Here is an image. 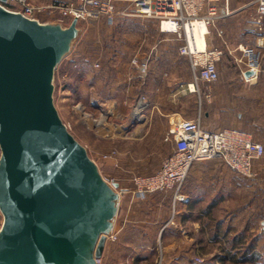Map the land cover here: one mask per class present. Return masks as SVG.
Here are the masks:
<instances>
[{"label":"crops","instance_id":"1","mask_svg":"<svg viewBox=\"0 0 264 264\" xmlns=\"http://www.w3.org/2000/svg\"><path fill=\"white\" fill-rule=\"evenodd\" d=\"M28 1L33 5H46L53 1L77 2V0ZM114 5L116 11L119 12L128 6V0H114ZM41 16L44 17V15ZM232 18L214 21L205 39L206 46L220 47L224 51L223 57L217 64L218 80L208 86L200 81L197 84L200 93L208 87L211 102L200 108L201 105L196 98V101L192 103L193 112L186 117L190 119L199 117L201 126L208 131L224 128L241 130L249 133L253 140L264 146V24L261 30L250 32L244 24L240 25L234 19L235 16ZM114 21H116L115 29L119 31L116 35L126 36L127 39H119L115 36L108 39L103 35L102 39L97 40L98 43H94L96 47L93 52L89 48L83 50L86 45L91 44L89 40L79 39V48L73 56L69 55L70 57L66 59L61 75L68 64L72 65L77 62L80 103L85 105L89 102V104L113 110L119 119L122 115L119 110L125 108L129 110L127 120L132 126L129 138V144L132 146L130 156L134 157L135 148L147 137L144 128L157 121L161 127L162 137H165L169 120L185 116L182 99L185 91L176 87L171 89L165 85L162 88L157 87L156 91L163 96L164 100L156 101L155 96H152L154 93L151 94L152 89L151 91L148 89L147 73L144 77L139 76L134 66L125 73L118 64L123 59L127 61L147 57L150 75L153 74L154 66L152 64L151 68L150 61L155 60L158 66L157 73L166 75L167 72L174 71L180 61L181 56L177 52L179 42L172 35L159 32L156 23L148 19L117 15ZM84 23L86 26L101 24L108 27V24L104 25L105 22L98 23L89 20ZM242 48L258 55L256 71L246 65V55L241 51ZM93 63H96L98 67H95ZM188 71L191 80L189 84H191L193 78L189 67ZM248 71L253 73L246 76ZM189 92L197 97L196 92ZM162 141L168 142L164 138ZM171 150L172 144L170 143L167 154ZM262 160L264 163V157ZM260 161L254 164L255 177L251 180L239 179L237 175L216 160L195 163L189 169L180 189L184 200L174 203V209L176 208L174 215L169 213L173 204L172 191L146 195L135 194L130 179L128 181V178H116L117 191L120 196L118 212L125 204L126 194H128L129 205L134 204V207L135 205L141 207L139 210L144 209L146 202L149 206L158 207L164 217L159 225L161 229L157 236L161 239L160 252L182 255L175 257L173 264H194L191 259H187L186 255L202 253L204 249L200 246L202 239H209V241L222 239L224 246H228V248L224 247L226 250H231L228 241L236 235L242 237L244 244H247L244 239L247 230L246 221H244L246 219L241 216L242 212L245 214V205L244 209L237 211L234 218L217 219L214 221L213 231L207 229L213 222L214 214L220 208L229 205L233 194L232 187L238 186L239 180L242 184L250 181V185L253 182L258 184L264 181V166L263 169H259ZM234 219L238 225L240 223V229H236L237 223H232ZM118 225L119 221L117 223V219H114L112 233L117 231L115 226ZM148 236L151 238L147 233L145 235L140 230L134 229L131 233L126 232L118 237L124 244L125 251L132 254L142 250L152 251L154 245L146 246L145 244ZM137 239L141 241L135 243ZM233 246L235 251L236 246L240 247L238 244ZM214 251H216L215 248ZM207 253L212 252L208 250ZM201 262L203 260L200 259Z\"/></svg>","mask_w":264,"mask_h":264},{"label":"water","instance_id":"2","mask_svg":"<svg viewBox=\"0 0 264 264\" xmlns=\"http://www.w3.org/2000/svg\"><path fill=\"white\" fill-rule=\"evenodd\" d=\"M76 24L0 4V264H97L113 229L118 183L102 177L53 103Z\"/></svg>","mask_w":264,"mask_h":264},{"label":"rangeland","instance_id":"3","mask_svg":"<svg viewBox=\"0 0 264 264\" xmlns=\"http://www.w3.org/2000/svg\"><path fill=\"white\" fill-rule=\"evenodd\" d=\"M250 1L251 0H219V2H217V10L221 9V7L226 4L228 11L232 14L217 18L215 21L225 20L227 18L233 19L232 17L235 16L234 19H236L240 25L244 24L250 32L255 31L248 28L249 21L254 13L253 7L249 5ZM59 18L58 14L54 13L53 17L48 18L41 16L40 20L46 23H59ZM71 20L68 21L65 19L59 24L66 27ZM89 20L98 23L105 22L104 25L108 24V27L102 26L101 24L84 25V22ZM115 23L116 21L107 23L103 18L77 21V36L71 42L68 53L62 58L54 71L52 82L53 103L61 121L66 126L69 133L86 149L89 158L96 163L102 177L106 181H110L111 179L116 180V178H128L127 180L129 181V179L131 180L134 176L149 175L156 171L161 160L166 156L167 151H169L170 143L162 141L164 137H162L160 125L156 121L144 128V132H147V137L144 141L139 142L138 146L135 148V156L131 157L130 151L132 146L129 144V138L131 137L130 130L132 126H130V122L127 120V117H129V110L126 108L119 110L122 114L121 119H119L115 116L113 110L103 106L99 107L100 105L89 104V102L85 105L80 103L77 76L79 65L77 62L72 65L68 64L65 72L61 75L63 65L66 64V59L77 52L79 48V39L89 40L91 44H88L89 46L86 45L83 50L89 48L92 52L96 47L94 43H98L97 40L102 39L103 35H105V38L107 36L108 39L111 36L119 37V39H127L126 36L116 35L119 34V31L115 29ZM212 25L208 28V32L210 28H212ZM147 63H149V60ZM94 64L96 63H93V65ZM152 64L154 65L153 74L150 75L149 73V64L146 70L147 79H149V91L152 89L153 92H151V94L154 93L152 96H155L156 101H162L164 98L156 91L157 87L162 88L163 85H165L171 89L176 87L184 90L185 94L182 96V99L185 116L182 118L190 119V117L187 118L186 116H189V114L193 112L192 103L196 101V98L199 105H201L200 108L211 102V98L208 100L204 97L206 87L205 91H202L203 93H197V97L193 96L194 94H190V88L188 87L191 81L190 73L188 71L187 60L184 57L180 58V61L177 63V68L172 72H167L166 75H159L157 73V60L150 61L151 68ZM118 65L125 73L133 66V64H131V59L127 61L123 59ZM111 150L116 152V157L103 159L102 155ZM262 159L259 163V169H263L262 167L264 166ZM238 178L242 179L240 177ZM246 182L248 183L242 184L239 180L238 186L235 185V187H232L233 194L231 195L232 199L229 205L220 208L219 211L214 214L213 222L208 226L207 230L213 231L215 225L214 221L217 219L227 220L228 218H234L237 211L244 209L243 206L245 205V214H243V212L241 214V216H244L242 218L246 219L244 221H246L245 225L247 230L244 239L247 244L249 243L251 245L250 252L255 254V261L249 263L241 262L240 260H242V258H240V253L242 250L241 247L236 246L237 251L234 252V254H236V256H234L235 260H227L224 264H264V181L258 182V184L253 182L251 185L249 184L251 183L250 181ZM146 194L153 193H145L144 195ZM127 195L128 194L125 195L126 198L124 199L125 204H123V208H121L120 212H117L115 217L117 223L119 221V225L117 227L115 226L117 231L113 232L115 239H106L102 255L97 260V264H173L175 257L182 255L163 254L160 252L159 245L161 244V239L157 236L161 229L159 225L164 219L160 210H158V207L154 208V206H149L147 202L143 210H139L141 207L139 208L137 205L134 207V204L130 206ZM175 211L176 208L174 209L171 206L170 215H174ZM1 223L2 216L0 214V226ZM232 223H237L236 219H234ZM236 225H238V223ZM239 225L236 226V229H240ZM134 229H138L143 234L145 233L146 235L147 233L151 236V238L148 236L145 239V244L146 246L154 245L152 251L145 249L146 251H137L132 254L125 251L124 244L120 242V237L118 236L126 232L131 233ZM138 241H141V239H137L135 243H139ZM201 241L202 245L200 246L204 247L203 250L206 255L202 254L203 250L202 253L198 252L186 255L187 259H191L194 264H202L203 262L200 263V259L203 260L208 257V255L219 253L220 248H228L227 245L224 246L221 242L222 239H213L212 241H209V239H202ZM214 248L216 251L213 252ZM208 250L212 253H207Z\"/></svg>","mask_w":264,"mask_h":264},{"label":"built area","instance_id":"4","mask_svg":"<svg viewBox=\"0 0 264 264\" xmlns=\"http://www.w3.org/2000/svg\"><path fill=\"white\" fill-rule=\"evenodd\" d=\"M217 2L219 0H128V6L119 12L115 9L114 0L53 1L46 5H33L28 0H3L0 4L39 23H46L40 20L41 15L50 18L54 13L60 17L59 23L74 18L77 21L103 18L107 23H113L117 15L154 21L159 32L170 34L179 42L177 52L187 60L193 78L192 92L200 93L197 86L199 81L208 86L218 80L217 64L224 51L216 46H206V43L203 48H198L194 30L204 27L205 31L200 35L206 39L208 28L217 18L232 14L226 4L217 10ZM249 5L254 13L248 28L261 30L264 24V0H251ZM241 51L246 55V65L256 71L258 55L245 48ZM147 60V57L131 59V64L141 77L146 75ZM204 97L208 100L211 98L208 87ZM164 140L172 144V150L161 160L158 169L149 175L132 177L131 183L135 194L172 191L173 208L175 201L184 200L180 189L195 163L216 160L238 177L253 179L254 164L264 156L263 144L253 140L249 133L233 128L208 131L201 126L199 117L169 120ZM113 157H116L114 150L102 155L103 159ZM107 182L111 184L116 181L111 179ZM107 238L115 239L112 231Z\"/></svg>","mask_w":264,"mask_h":264},{"label":"trees","instance_id":"5","mask_svg":"<svg viewBox=\"0 0 264 264\" xmlns=\"http://www.w3.org/2000/svg\"><path fill=\"white\" fill-rule=\"evenodd\" d=\"M237 244L241 247L242 250V252L240 253V258H242V260H240L241 262L249 263L251 261H255L254 260L255 254L250 252L251 245L249 243L244 244L242 237L240 236L238 237L236 235L231 237L228 241V245L231 247L230 248L231 250L220 248L221 251L219 253L208 255V257L203 259V264H224V262L227 260H235L234 256H236V254H234L235 250L233 248L235 247L233 245H237ZM203 255L206 254L203 253Z\"/></svg>","mask_w":264,"mask_h":264},{"label":"bare ground","instance_id":"6","mask_svg":"<svg viewBox=\"0 0 264 264\" xmlns=\"http://www.w3.org/2000/svg\"><path fill=\"white\" fill-rule=\"evenodd\" d=\"M203 31H205L204 27H201V28L196 27L195 30H194L195 40H196V44H197L198 48H203L205 43H206L205 42L206 41L205 38L204 37L202 38L201 35H200V33L203 32ZM189 88H190V91L193 90L191 84H189Z\"/></svg>","mask_w":264,"mask_h":264}]
</instances>
